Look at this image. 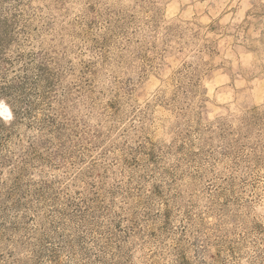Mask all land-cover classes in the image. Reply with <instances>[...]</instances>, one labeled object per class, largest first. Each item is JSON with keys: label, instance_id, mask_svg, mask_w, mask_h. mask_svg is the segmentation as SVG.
Masks as SVG:
<instances>
[{"label": "rangeland", "instance_id": "obj_1", "mask_svg": "<svg viewBox=\"0 0 264 264\" xmlns=\"http://www.w3.org/2000/svg\"><path fill=\"white\" fill-rule=\"evenodd\" d=\"M0 264H264V0H0Z\"/></svg>", "mask_w": 264, "mask_h": 264}]
</instances>
